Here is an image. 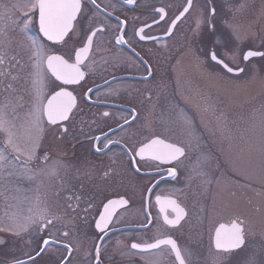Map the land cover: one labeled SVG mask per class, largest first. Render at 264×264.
I'll list each match as a JSON object with an SVG mask.
<instances>
[{
    "label": "snow or ice",
    "instance_id": "6c2138e0",
    "mask_svg": "<svg viewBox=\"0 0 264 264\" xmlns=\"http://www.w3.org/2000/svg\"><path fill=\"white\" fill-rule=\"evenodd\" d=\"M197 2L184 0L174 17L169 16L164 5L155 7L152 23L145 21L129 39V20L127 16L121 18L116 14L119 11L117 3L123 8L137 5V0H116L115 3L110 0L102 12L97 0H0V249H14L20 244L29 250L22 252L26 260L13 255L0 260V264H37L36 258L53 246L67 253L61 255L55 264H72L70 257L74 253H83L81 264H102V248L106 251L111 236L124 231L117 225L124 224L122 211H128L136 193L105 197L106 202L101 201L98 205L94 197L86 196L83 191L69 192L64 187L67 166L42 151L46 127L55 129L57 139L66 138L69 125L83 112L80 100L91 101L93 93L99 99L101 91V85L97 84L78 96L70 86L81 85L97 72L109 86L106 94H117L111 82H119V79L110 69L118 68L123 61L113 48L122 50L127 47L145 66L147 76H151L149 61L133 46L134 41L138 38L139 41L159 42L160 37L149 35L145 29L152 25L159 27L161 22L166 25L164 36L171 37L178 22L196 10ZM247 7V0H240L234 11L230 9L232 19L224 20L221 30L216 22L221 15L216 0H199V13L191 36L185 37L186 48L180 52V58L191 54L196 69L207 71L213 78H239L241 74H251L252 79L264 80V64L257 66L254 63L256 57L264 61V28L253 32L252 24L236 15ZM100 15L104 17L103 22L98 20ZM113 19L114 24L111 23ZM109 31L114 34L112 39L106 38ZM206 34L218 35L219 39H213L211 49L206 52L204 48L195 49L193 45L197 38L203 43ZM246 41H250L253 47L240 52ZM197 51L205 52L204 60ZM181 59H177V64ZM238 59L244 66L236 64ZM234 64L236 66H231ZM103 73L111 77V82ZM147 76L142 78L147 79ZM145 100L151 106L142 125L146 132L136 131L133 135L143 136V139L132 146L118 133L131 128L140 119L141 113L136 106L127 109L126 116H119L115 127L107 123L111 113L103 111L92 115L86 124L88 133L83 127L80 129L92 143L95 153L107 155L113 147L119 146L137 173L143 166L141 162L150 161L160 176L146 188L147 195L141 194L144 221L125 225L128 229L144 232L154 229V234L132 242L126 250H120L123 242L117 238L115 243L119 254L139 255L143 264H197L193 250L182 247L172 233L182 229L193 215L202 223L201 216L211 212L216 214L208 229L212 264H264V245L243 260L239 259L240 254L249 248V237L255 236L257 229L264 237V203L253 206L258 217L235 211L230 199L217 205L213 197L211 206L207 205L204 202L206 194L213 185H221L223 180L222 176L212 173L208 153L200 152L195 163L185 170L182 188L161 189L155 194L158 212L157 218L153 217L149 209L154 189L162 181L167 183L166 178L178 179L181 166L190 159L189 153L200 149L201 137L196 132L195 117L178 104L162 107L157 114L151 92ZM195 107L200 113V123L205 124L211 135L219 136L222 141H231L227 119L211 97L197 93ZM255 119L258 120V142L246 147L248 155L259 154L264 173V111ZM81 123L85 122L81 120ZM101 123L107 131L99 127ZM174 127L183 140H172L166 134ZM94 130L99 134L92 135ZM112 163L116 161L112 160ZM163 165L168 167L165 169L161 167ZM114 172L115 169L110 167L103 175L108 177ZM84 175L87 177L90 173ZM245 181L246 187L253 189L247 178ZM255 194L264 197V184ZM229 196L236 197V191H231ZM189 197L191 211L186 202ZM248 203L252 205L251 200ZM88 228L93 229L91 237L86 231ZM87 239L93 240L91 248L85 247Z\"/></svg>",
    "mask_w": 264,
    "mask_h": 264
},
{
    "label": "flooded vegetation",
    "instance_id": "af4514ba",
    "mask_svg": "<svg viewBox=\"0 0 264 264\" xmlns=\"http://www.w3.org/2000/svg\"><path fill=\"white\" fill-rule=\"evenodd\" d=\"M255 1L258 5H264V0ZM109 2L110 0H97V3L101 6V12L103 11L105 5ZM111 2L115 3L116 0H111ZM183 2L184 0H137V5H126L123 8H121L120 4L117 3L119 11L116 14L121 15V18L127 16L129 20L127 33L128 38L131 39L133 31L142 26L145 21L149 24L152 23L154 15L153 9L155 7L164 5L166 10L169 12V16L174 17L178 14V11L181 10ZM198 4L199 0L197 2V6ZM109 11H111V9H109ZM194 12L195 11H192L191 14L186 16V18H183L182 22H178L177 29L174 30L171 37L164 36L163 29L166 25L164 22H161L159 27L152 25L151 28L145 29V32L149 35L160 37L159 42L152 40L139 41V39L136 38L133 46L138 52H140L141 56L149 61L152 72L151 76H147L145 66L127 47H124L122 50L113 48V52H118V58L123 61L118 68L110 69L112 74L118 77L119 82H111V77L107 73H103V75L104 78L110 80L111 87L117 90V94H106V90L109 86L105 85L103 79L100 78V72H97L87 78L85 82H81V85L70 86V90L74 89L75 93L80 96L88 87H95L97 84L101 85L99 99H97V95L93 93L91 101L85 103L83 100H80V106L83 108V112L79 113L74 118L73 123L69 125V133L66 134L65 139H57L56 131H54V134L46 143L43 138L42 151H47L50 155L59 159L67 166V175L65 177L64 187L69 192L83 191L86 196L94 197L95 203L98 205L101 201L106 202L105 197L115 198L118 195H123L125 193H136L134 203L129 205L128 211H122L124 224L117 225V227L123 228L124 231L117 233L116 236H111L110 234L111 240L107 244V250L105 251L102 248V264H143L142 261L133 258V255L121 256L117 250L115 241L119 238L123 242L120 246V250H126L127 248H130V244L132 242H139L140 238H148L154 234V229L152 231L144 232L140 230L128 229L125 225H136L144 221V216L142 214L143 209L141 207V194L147 195L145 191L146 188L151 186L155 180L160 179V176L155 173L153 162L150 161L141 162L143 166L141 171L137 173L132 167H130L128 156L123 154V151L119 146L113 147L112 152L107 155L95 153L92 148V143L81 134L80 129L83 127L84 132L88 133L89 129L86 124L90 122L92 115H98L103 111H109L111 113L110 117L107 118V123L111 124L112 127H115L116 120L119 116H126L128 114L127 109L132 106H136L133 100H131L132 95L130 94L140 91L158 92L164 88L165 59L168 55H174V52L179 48L176 46V37L179 29L184 25V23L188 22L187 19H189V17L191 18ZM98 20L99 22H103V15H100ZM111 23L114 24L115 20L113 19ZM261 28H264V14H260V18L256 22L254 32H258ZM113 35V32L109 31L106 38L112 39ZM205 41L209 42L208 38H205ZM210 49L211 47L207 48L206 51ZM246 50H248V48H246ZM97 59H99V57H97ZM255 60L258 61L257 66L264 64V61H261L259 57H256ZM145 76H147V79L142 78ZM259 87L260 90L258 96L264 101V81L262 86ZM259 106L262 108L261 101L259 102ZM137 108L139 110V107ZM81 120L85 123L82 124ZM122 122L123 121H120V123ZM99 127L107 131V128L103 123H101ZM129 129L130 128H126L124 132H119L118 134L120 136H124L127 139L129 146H132L133 143ZM91 134L98 135L99 131L94 130ZM208 151L210 150L199 149L195 152H190V159L184 161V164L181 166V175L178 179L171 180L170 178H166L167 183L162 181L159 187L154 189L149 209L154 218H157L158 212L155 205V194L159 193L161 189H171L173 187L182 188L185 184V170L190 165L195 163L200 152L207 153ZM112 160H115L116 163L113 164ZM110 167L115 169V172L110 174L108 177H104L103 173ZM161 167L166 169L168 166L163 165ZM85 172L90 173V175L85 177ZM81 185L83 186L82 189ZM233 191H236V197L226 196L222 198L213 196L216 198L217 205H220L224 199H230L235 211L251 213L253 215H257L258 217V214L253 212V206H261V196L254 195L246 197L244 196V191L240 187H236ZM213 197H205L204 202L211 206ZM249 200L252 201L251 206L248 203ZM186 202L189 204L191 211V197H189ZM215 218L216 214L210 212L207 216H201V223L198 222L196 216L193 215L182 229L172 233L174 238L178 240V243L182 247H188L193 250L197 264H212L213 252L210 246L208 229L211 227ZM86 231L91 237L93 229L88 228ZM81 238L83 239V237ZM87 244H89V248H91L93 240L87 239ZM262 245H264V241L259 233V229H257V234L254 238L250 239L249 237V248L240 254L239 259L243 260L249 253L253 250L259 249ZM52 248L57 249L55 246ZM60 251L62 252V255H67L66 252H63V250ZM130 256H132V258ZM70 259L72 260V264H81L83 253H81V255L74 253ZM49 261L55 263V261H57V257L51 255L49 256Z\"/></svg>",
    "mask_w": 264,
    "mask_h": 264
},
{
    "label": "rangeland",
    "instance_id": "374dc122",
    "mask_svg": "<svg viewBox=\"0 0 264 264\" xmlns=\"http://www.w3.org/2000/svg\"><path fill=\"white\" fill-rule=\"evenodd\" d=\"M240 3V0H216V6L221 15L217 18V24L223 30V21L232 19V12L235 6ZM248 7L241 13H237V18L243 17L247 22L252 24V31H255L256 22L260 18V14H264V5H258L255 0H247ZM199 13V4L189 19L188 22L179 29L176 37V46L179 48L174 52V55H168L165 59V85L161 91L151 92L153 97V104L156 105L155 111L157 114L161 108H167L170 105H179L184 108L189 115L195 117L198 125L196 132L201 137L200 149H209L207 153L210 154L211 171L217 177L223 178L221 185H213L212 190L206 194V197H226L236 187L242 188L244 196L251 197L256 195L255 191H260L262 184H264V173L261 171V160L258 153H253L251 156L247 153V144L257 143L259 138L258 120L255 117L259 112L264 111V101L259 98V90L264 80L259 77L251 78V74L245 76L241 74L239 78H213L207 74V71L197 70L195 67V60L191 54H186L180 58V52L186 48L185 37L191 36V30L194 26V20ZM262 20V18H261ZM191 25V26H190ZM209 42L204 40L201 43L197 38L193 45L195 49L212 47L211 41L219 39V36H207ZM206 42V43H205ZM250 41L244 42L239 51L243 52L246 48L252 47ZM208 51V50H207ZM205 52L197 51V55L201 60L205 59ZM167 55V54H166ZM177 59L181 62L177 64ZM257 65L258 61L254 59ZM175 64V66H174ZM236 64L244 66L238 59ZM231 66H236L231 65ZM231 77V75H229ZM148 91L133 92V102L139 107L140 119L136 121L129 129L131 133L132 143L135 144L138 140H142L143 136L133 135L136 131L146 132L142 127L145 120V114L151 107L145 100ZM197 93H203L211 97L216 107L222 111L227 119L229 128L231 130V141H222L219 136H213L209 130L206 129L205 124L200 123V113L195 107L197 102ZM27 99V97H25ZM262 103V108L259 102ZM160 129L157 128V131ZM53 129L46 128L44 142L46 143L54 134ZM172 140L181 141L183 136L177 128H173L171 133H166ZM175 135V137H174ZM43 142V143H44ZM241 149H244L242 152ZM213 151V152H212ZM213 154V155H212ZM212 155V156H211ZM248 182L253 184V189L246 187ZM237 181L239 183H237ZM264 203V197H261ZM254 236L250 237V239ZM82 239V238H81ZM264 241V237H262ZM85 247L89 248L87 240ZM23 246L17 244L14 249H0V260H7L9 256H18L21 259L27 258L22 255ZM81 255V253H77ZM54 255L57 260L61 257L62 252L55 248H49L45 253L38 257L37 264H55L49 261V256ZM79 257V256H78ZM132 258V256H130ZM133 258L140 260L138 255H133Z\"/></svg>",
    "mask_w": 264,
    "mask_h": 264
}]
</instances>
